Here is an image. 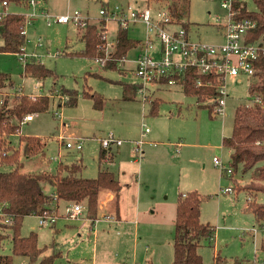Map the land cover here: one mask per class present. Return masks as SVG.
Masks as SVG:
<instances>
[{
	"label": "rangeland",
	"instance_id": "1",
	"mask_svg": "<svg viewBox=\"0 0 264 264\" xmlns=\"http://www.w3.org/2000/svg\"><path fill=\"white\" fill-rule=\"evenodd\" d=\"M243 1L249 9H255L254 0ZM129 2L139 7L148 5L146 0H38L28 8L18 4L5 7L7 11L31 17L25 27V53L52 68L56 74L45 79L25 76L24 61L20 55L0 51V70L9 73L15 87V90L0 89V98L4 93L14 94L17 90L26 94L50 95L49 109L33 114V119L23 121L20 132L8 137L10 144L21 149V171L54 172L61 157L67 161L81 159L85 165L82 170L84 176H96L104 167L119 176L122 189H127L122 190L124 209L127 203L131 210L137 198L139 203L138 215L129 223V234L133 238L128 243L120 244L119 248L118 240H111L105 254L100 250L99 255L94 256L93 252L94 261L92 250L84 248L92 245L94 238L101 243L108 235L103 231L105 223L100 221L96 224V236L93 229L91 235H86L89 232L87 227L80 231L84 233L83 237L78 236L76 230L75 235L68 238L59 235L57 240H61L59 248L64 257L56 264H70L66 263L70 260L66 253L71 248H74L72 256L78 261L75 264H87L86 261L88 264H172L175 203L180 192L193 189L202 195V221L214 225L216 230L215 236L203 240L199 247L204 261L211 262L219 253L228 261L242 259L246 264H264V251L261 249L263 230L255 215L246 209L247 190L238 188L249 182L250 174H243L239 169L231 176L223 165H216L213 160L214 156H219L226 167L232 166L230 150L223 145V138L232 132L237 105L250 101L252 77L227 76L228 96L224 114L210 113L196 95L186 93L180 84H152L148 95L157 98L159 106L158 114H152L150 100H142L139 94L132 97L133 91H129L132 98L125 99L122 83L133 84L140 79L135 71V58L142 50L140 44L127 52L119 66L121 70L104 69L99 59L65 53L83 49L84 42L79 38L78 26L73 22H58V16L77 9L88 15L91 21L98 22L103 18L99 13L103 6L112 9ZM222 2L190 0L187 20L194 39L223 41L221 33L224 28L220 23L229 19L230 11L222 6ZM118 27L116 20H106V56L113 48ZM127 29L132 39L146 38L143 22H130ZM63 87L77 91L76 105L65 104L67 97L60 91ZM86 89L103 95L102 108H96L93 99L85 96ZM143 124L150 128L149 134H144ZM109 131L124 139L112 164L99 160L101 143L97 137ZM20 134L41 137L47 143L45 153L26 157ZM62 135L84 137L83 148H67L62 143ZM0 169L7 170L9 167L0 166ZM228 186H233L234 191H221ZM45 190L50 193L53 186L46 184ZM256 198L264 202V191H259ZM109 228L110 235L117 236L118 228L115 225ZM32 230L39 233L41 246L50 244L53 237L57 238L53 225H41L36 215L25 217L21 232L28 235ZM77 246L90 255L75 251ZM0 253H12L11 238L5 240ZM77 255H85L89 259L83 263ZM14 264H28V257L15 254Z\"/></svg>",
	"mask_w": 264,
	"mask_h": 264
},
{
	"label": "trees",
	"instance_id": "2",
	"mask_svg": "<svg viewBox=\"0 0 264 264\" xmlns=\"http://www.w3.org/2000/svg\"><path fill=\"white\" fill-rule=\"evenodd\" d=\"M38 1V0H36ZM46 1V0H44ZM147 6L154 9H166L172 20L179 22L189 31L190 22L187 20V11L190 0H146ZM6 2V4H4ZM255 9H249L243 0H234L232 3V19L236 22L245 19L255 21L245 41L255 43L264 40V0H254ZM11 4L30 7L31 0H0V51L25 53L27 42V18L23 13L7 11L5 7ZM107 7V6H103ZM79 38L84 42L83 49L65 52L66 54L99 59L104 69H120L122 59L127 52L143 41L132 39L127 27L119 25L113 48L106 56L104 32L106 20L90 21L87 26L80 27ZM24 75L45 79L56 74L44 63L37 61L34 56H24ZM98 74V73H95ZM250 101L237 105L234 114L233 129L229 136L223 138V145L230 150L231 165L235 173L241 169L243 174H250L249 182L238 188L247 190L248 201L246 209L255 215L259 226L263 230L261 249L264 251V202L258 201L259 191H264V54L256 65V71L251 76ZM177 84H180L186 93L194 94L202 106H207L210 113H214L209 100L218 96L217 84L220 82L216 75H203L197 67L188 68L176 75ZM201 79L205 84L197 85ZM167 78L162 82L166 83ZM207 82H210L209 84ZM125 88V99H131L138 94L141 83L122 82ZM14 89V82L9 73L0 70V89ZM61 95L67 97L65 104H77V91L63 87ZM133 91V96H129ZM85 96L93 99L96 108H102L104 97L102 94L85 90ZM150 98V97H149ZM150 111L158 114L157 98H150ZM50 105V95L26 94L17 90L14 94L4 93L0 98V166L9 169H0V248L7 238H11V254L0 253V264H14V255H25L28 264H55L62 257V249L55 241L41 246L38 233L32 230L28 235L21 232L23 221L28 215H57L60 201L80 203L85 206V217L92 222L100 215V194L103 189H109L118 195L122 183L115 173L108 168H100L96 176H84V162L80 160L67 161L62 159L54 172L42 170L39 172L21 171L23 163L20 161L21 149L10 144L8 137L21 130L24 118L28 114L47 111ZM216 114V113H214ZM23 142V154L31 157L45 153L46 142L38 136L20 134ZM63 143V142H62ZM108 150L103 146L100 149L99 160L102 162ZM234 176V175H232ZM237 183V180L235 179ZM46 184L53 186L52 192L45 190ZM236 189V188H235ZM202 195L197 189L181 193L176 203L174 222V257L172 264H246L242 259L228 261L219 253L214 255L211 262L206 263L199 247L203 240L215 236V226L201 219ZM9 220V221H8ZM248 264V263H247ZM253 264H256L255 262Z\"/></svg>",
	"mask_w": 264,
	"mask_h": 264
},
{
	"label": "built area",
	"instance_id": "3",
	"mask_svg": "<svg viewBox=\"0 0 264 264\" xmlns=\"http://www.w3.org/2000/svg\"><path fill=\"white\" fill-rule=\"evenodd\" d=\"M234 0H223L222 6L229 8V19L220 23L223 24L224 33L221 42H203L192 37L191 33L179 22L171 19L166 9L156 10L151 6L139 7L134 3L118 4L114 8L102 7L99 13L105 20H116L119 25H127L135 22H143L146 25V38L141 47L142 50L135 58L136 73L140 77L141 83L138 94L142 100H150L148 89L150 85L177 84L176 75L188 68L197 67L203 75H216L219 77L217 84L218 96L210 99L208 102L213 106L214 113L224 114L226 111L227 89L226 78L228 75L252 76L256 71V65L260 55L264 54V40L255 43H248L245 37L248 31L255 27V21L245 19L243 21H234L232 19V3ZM32 4L36 0H31ZM6 4V2H4ZM7 10H4V13ZM28 16L27 21L30 22ZM56 21L62 23L73 22L77 26L85 27L91 21L88 15L83 14L80 10L75 9L66 15H60ZM107 33L104 32V37ZM264 39V38H263ZM26 56L23 53L20 57ZM124 61V58L122 59ZM167 78L166 83L162 82ZM240 80V79H239ZM208 84L210 82H207ZM205 83L197 80V85ZM33 114L25 116L24 121L31 120ZM150 128L143 124L144 134H148ZM63 144L67 148L82 149L84 138L62 135ZM101 145L104 148H110L112 145H120L123 139L119 138L113 131H109L99 137ZM139 142H142L140 140ZM213 160L216 165H223L226 172L232 176L233 167H226L219 156H214ZM222 192H233V186L222 188ZM85 206L80 203H69L65 210L68 217L79 218ZM58 215L44 214L39 216L40 224H53ZM9 221V220H8Z\"/></svg>",
	"mask_w": 264,
	"mask_h": 264
},
{
	"label": "crops",
	"instance_id": "4",
	"mask_svg": "<svg viewBox=\"0 0 264 264\" xmlns=\"http://www.w3.org/2000/svg\"><path fill=\"white\" fill-rule=\"evenodd\" d=\"M36 3H37V1H36ZM223 33H224V29H223V32L221 34H223ZM113 44H114V40H113ZM36 95H39V94H35V96ZM59 105H61V104H59ZM149 133H150V131H149ZM103 135H105V134H102V135L100 134L97 138H99L100 136H103ZM73 137L76 138V137H80V136H73ZM119 138H121V137H119ZM121 139H123V138H121ZM121 145L122 144H120V145H116L115 144V145H112L108 149L106 148V150H108V151H107V153L105 155L106 157L104 158L103 161H105L106 163L109 162L110 164L114 163V161L116 159V156H117V154L120 151V146ZM101 147H102V145H101ZM101 147H100V149H101ZM107 156H108V158H107ZM115 175L119 179V176L116 173H115ZM122 188H123V184H122ZM122 188H121V190H120L118 195L116 194V192L111 191L109 189H103L101 191V194H100V210H99L100 211V215H99V218L97 220H95L94 222H92L90 219L85 217V209L82 211V213H81L79 218H74L73 219L71 217H68L65 208H66V206L69 203L65 202V201H60L59 204H58V208H57L58 217H57L56 221L52 224L53 227H54V233L57 236V238L55 237V239H54V237H53L52 241H55L58 244V247H59L62 244H61V240H57L58 236L62 235L63 237H67V238L69 236H74L75 235L74 234L75 230L77 231L78 236L83 237L84 233L80 232V231H83L85 229V227H87V229L89 231V232H87L86 235H91V229H93L94 230L93 234H94V236H96V224H97V222L101 221V222L105 223V225H103V231L107 232L108 235L103 237L101 243L96 241L95 240L96 238H94V242L92 243V245H88V248H86V247L84 248V250H89V249L92 250L91 256L94 259V261L96 259L93 257V252H94V256L99 255L100 250H102V252L105 254V252L109 249V244H110L111 240L117 239L118 240L117 244H118L119 248H121V245H124V244L128 243L131 240V237H132L129 234V233H131L130 229H129V226H130L129 223L135 219L134 218L135 216L138 215L137 212L139 210L138 209L139 208V203H138V198H137L134 201V203H132L131 210H129V208L127 207V203H125V209H124V201L122 200V194H123L122 190L126 191L127 189L125 190V189H122ZM128 188H130V187H128ZM139 190L141 192V188L140 187H138V191ZM187 191H190V190H187ZM187 191L180 192L179 195L181 193L185 194ZM61 206H64V208H61ZM174 222H175V220H174ZM113 225H115V227L118 228V231H117V234H116L117 236H111L110 235V230L111 229L109 227L113 226ZM123 233H125V236H123ZM52 236H54V235L52 234ZM38 241H39V233H38ZM80 245H82V244H80ZM79 248H80V246H77L75 251L79 250L82 254H85L87 256L90 255L89 253L88 254L84 253V250L81 249V248L79 249ZM72 249H74V248L69 249L67 251V253H66L67 259L70 258L69 262H66V263L75 264L78 261L76 260V258L74 256H72V252H73ZM63 253L64 252L62 251V257L58 258L56 260L55 264L57 263V261L59 259L64 257ZM85 255H81V256L77 255L78 256L77 258L78 259H83V263H84L86 260L89 259L87 256L85 257ZM85 263L88 264V261H86Z\"/></svg>",
	"mask_w": 264,
	"mask_h": 264
}]
</instances>
